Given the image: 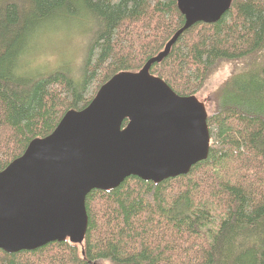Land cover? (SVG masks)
Instances as JSON below:
<instances>
[{
    "label": "trees",
    "instance_id": "1",
    "mask_svg": "<svg viewBox=\"0 0 264 264\" xmlns=\"http://www.w3.org/2000/svg\"><path fill=\"white\" fill-rule=\"evenodd\" d=\"M77 16L94 28L80 74H29L25 57L37 39ZM183 24L176 0H0V171L67 110L86 107L114 74L140 70ZM259 54L264 0H232L218 21L184 30L149 72L190 96L220 63ZM260 63L247 73L255 82L241 89L223 82L213 93L205 160L160 183L130 176L111 190L90 191L82 245L0 250V264H264Z\"/></svg>",
    "mask_w": 264,
    "mask_h": 264
},
{
    "label": "water",
    "instance_id": "2",
    "mask_svg": "<svg viewBox=\"0 0 264 264\" xmlns=\"http://www.w3.org/2000/svg\"><path fill=\"white\" fill-rule=\"evenodd\" d=\"M231 1L176 0L184 24L163 50L138 71L114 74L86 107L67 110L0 171V250L82 245L90 191L111 190L130 176L160 183L207 158L205 102L176 94L149 70L184 30L218 21Z\"/></svg>",
    "mask_w": 264,
    "mask_h": 264
},
{
    "label": "rangeland",
    "instance_id": "3",
    "mask_svg": "<svg viewBox=\"0 0 264 264\" xmlns=\"http://www.w3.org/2000/svg\"><path fill=\"white\" fill-rule=\"evenodd\" d=\"M92 29L94 28L89 20L83 16H77L60 24L58 29L40 36L32 46L33 50L25 57L26 65L32 69L28 71L29 74H48L61 70L70 71L76 78L80 74L87 45L92 37ZM262 60L264 55L259 54L238 61L220 63L209 74L204 90L195 96L205 102L207 111H211V98L216 89L223 82L226 84L232 81L231 85L238 89L246 83L255 82L254 77L247 73L254 66L262 64L260 63Z\"/></svg>",
    "mask_w": 264,
    "mask_h": 264
}]
</instances>
